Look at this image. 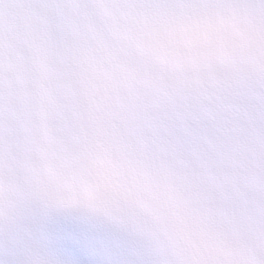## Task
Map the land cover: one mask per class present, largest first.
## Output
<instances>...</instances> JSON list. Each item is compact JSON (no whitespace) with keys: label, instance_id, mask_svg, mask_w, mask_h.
<instances>
[{"label":"snow or ice","instance_id":"6c2138e0","mask_svg":"<svg viewBox=\"0 0 264 264\" xmlns=\"http://www.w3.org/2000/svg\"><path fill=\"white\" fill-rule=\"evenodd\" d=\"M0 264H264V0H0Z\"/></svg>","mask_w":264,"mask_h":264}]
</instances>
